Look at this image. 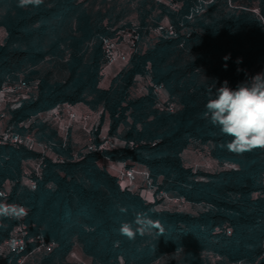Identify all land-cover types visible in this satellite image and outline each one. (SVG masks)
<instances>
[{"label": "trees", "instance_id": "1", "mask_svg": "<svg viewBox=\"0 0 264 264\" xmlns=\"http://www.w3.org/2000/svg\"><path fill=\"white\" fill-rule=\"evenodd\" d=\"M120 2L44 0L39 8H20L18 0H0V28L6 32L0 42V88L8 77L23 73L37 91L19 108L8 110V127L52 142L47 152L0 143V188L7 192L0 202L21 205L27 212L18 220H0V244L21 221L29 239L22 264H82L69 259L75 247L91 264H153L177 251L186 253L187 264H204L196 261L200 250L230 261L264 264V196L253 195L264 188L259 179L264 149L236 155L221 148L231 138L211 124L205 107L209 87L215 92L227 80L234 89L264 73V0H232L234 6L215 0L194 20L186 16L197 0H137L135 26L126 20L129 8ZM254 4L259 14L251 10ZM165 18L175 35L156 31ZM118 29L133 30L138 39L130 45L127 63L102 84L108 63L104 40ZM149 36L152 41L140 48ZM237 58H242L239 65ZM138 76L149 83L145 93L135 96ZM154 87L166 90L168 105L159 104ZM79 103L102 110L95 143L108 116L109 136L126 144L106 150L105 159L87 146L77 157L70 132L65 138L58 126L39 118L56 107L64 113L67 105L75 109ZM193 144H210L212 157L236 161L239 169H193L183 158ZM107 160L142 168L138 175L152 184L155 196L162 190L176 197L147 200L120 172L114 173ZM169 199L205 208L194 213L160 207ZM118 206L126 207L127 214ZM137 214L158 221L164 236H122L120 225ZM38 235L53 245L40 246ZM40 247L44 250L39 258L27 260ZM9 257L0 256V264Z\"/></svg>", "mask_w": 264, "mask_h": 264}, {"label": "rangeland", "instance_id": "2", "mask_svg": "<svg viewBox=\"0 0 264 264\" xmlns=\"http://www.w3.org/2000/svg\"><path fill=\"white\" fill-rule=\"evenodd\" d=\"M120 4L121 5H126L127 8H129V12L127 14L126 20H129L131 22L132 26L138 25V12L135 8L136 4H137V0H120ZM158 1H163V0H158ZM215 0H197V2L195 3V6L190 10V12L188 13V15L186 16L187 19L189 20H194L195 15L196 14H200L203 11H205L206 7L208 4L214 2ZM239 2V1H238ZM236 2V3H238ZM256 2V1H255ZM254 2V3H255ZM228 3H230L231 5L234 6V4H232V0H228ZM252 11H254L256 14H259V8L258 6H256V4H254V6L251 9ZM169 20L168 18H165L163 20L160 21V23H168ZM154 35V32L151 31L150 36ZM147 37L144 38L141 43H140V48H146L147 45L149 44V42L152 41V37ZM6 37V32L4 29L0 28V42L3 41V39ZM111 39H113L119 49L123 52L127 51V55H121L119 56L114 62L110 63V65H116L120 63V61H122L124 59V57H126V59L128 60L130 57V54L133 50V48L130 46V43L124 33V29H118L115 33V35H113L112 37H110ZM108 64V63H107ZM119 67V66H118ZM121 69V67H120ZM119 69V70H120ZM118 73V72H117ZM116 73V74H117ZM103 74H104V78L105 81L108 80V75H107V70H103ZM113 74V73H112ZM18 78H22L25 79L26 76L21 73L16 75V77H8L6 80L8 79H18ZM148 79L143 78L141 76L137 77V82L134 85V87L132 88V92L133 95L137 96V95H141L143 93H145L147 91V87H148ZM154 90L157 92L158 97H159V104L160 105H168L167 101V92L166 90L162 87V88H155ZM37 94L36 89L33 90L32 92V96H35ZM86 112V111H85ZM86 113H90L91 114V119L88 121V123L86 124V128H82L78 130V133L75 135V143L77 144L76 146H74L75 152L78 155L83 154L85 152V147L89 144V142L94 141V138L96 136V130L99 127V124L101 122V115H102V110H92V111H87ZM65 115V114H64ZM63 119H65V122L67 123L68 119L67 117H63ZM76 122H73L70 125V128L68 129V132H72V128L74 127V124ZM79 123V122H77ZM108 127H109V118L108 116H105V119H103L102 122V126L99 129L100 130V135L99 136H103V135H109L108 134ZM62 131H64L65 134V130L61 128ZM120 130H123V126L120 127ZM76 131V130H75ZM83 132V133H82ZM114 143H115V147L121 146L126 144V142L121 139L118 136H112ZM39 140V139H37ZM131 145H133L134 143L131 142ZM196 146V147H195ZM210 144H205V145H196L193 144L191 145L188 149H186L183 153V158L186 162L187 165H192L193 169L197 170V169H202V170H206V171H218L220 169H233V170H238L240 167V164L236 161H232V160H226L224 162H220L218 161L216 158L212 157L210 155ZM27 174L30 173V170L32 168L27 167ZM139 172H141L140 169H137ZM138 175V174H137ZM200 179H206L204 177H201ZM260 179V184L261 186L264 187V173L263 176H261ZM147 184L149 185V183L147 182ZM152 184H150V187ZM154 191V188H152ZM255 197H259V196H264V188H262L261 190L255 191L253 194ZM162 196H167L170 199H173V197L176 196H172L170 193H167L165 191H158L155 198H162ZM168 200L167 204H165L164 202H162V205H160V207H168L173 209L174 207H177L179 209H184V210H188V211H192L194 213H197L201 210H203L205 208L204 204L202 203H191L189 201H172V200ZM42 250H44V248H36L35 250L32 251V253H30L27 257V260H34L35 258H39L41 252H43ZM186 253H184V251H177V252H173L170 254H167L165 256H163L160 260L154 262L153 264H187V262L184 260ZM69 259L72 261H77L80 262L82 264H91L92 260L90 257H87L84 255V253L81 251V249L79 247H75L73 249V251L70 253L69 255ZM196 261H198L199 263H204V264H253L251 262H248L246 260H239L237 262L235 261H230L229 259H227L224 256H221L217 253H214L212 251H208V250H200L198 252V254H196Z\"/></svg>", "mask_w": 264, "mask_h": 264}, {"label": "clouds", "instance_id": "3", "mask_svg": "<svg viewBox=\"0 0 264 264\" xmlns=\"http://www.w3.org/2000/svg\"><path fill=\"white\" fill-rule=\"evenodd\" d=\"M43 4L44 0H18L20 8H39ZM223 59L229 60L230 54ZM236 63H242V58H237ZM227 67L225 63L224 68ZM237 71L242 69L238 67ZM212 89L213 86L207 90L209 99L205 105L210 122L223 135L231 138L230 142L220 147L236 155L264 149V73L240 82L234 89L227 80L215 92ZM118 210L121 214H127L124 206H118ZM26 214V209L21 205L0 202V220H18ZM119 232L129 240L135 239L137 235L143 237L153 232L164 236L162 225L147 214H137L133 221L122 223Z\"/></svg>", "mask_w": 264, "mask_h": 264}, {"label": "built area", "instance_id": "4", "mask_svg": "<svg viewBox=\"0 0 264 264\" xmlns=\"http://www.w3.org/2000/svg\"><path fill=\"white\" fill-rule=\"evenodd\" d=\"M156 31L158 33H162L166 37L173 36L176 33L173 25L165 23L158 25L156 27ZM125 35L130 45L136 44L138 35L133 30H127ZM104 47L108 64L114 62L119 56L124 55V52L119 49L117 43L111 38H105ZM32 91L33 84L25 79L20 78L5 80L0 88V119L8 115V110L19 108L22 105V102L31 96ZM54 110L56 111V114L63 112L60 107H56ZM64 113L68 119L67 125L61 127L65 130V138L67 137L68 129L73 122H83L84 128H86V124L91 119L90 113H79L70 105H67ZM0 143L24 145L30 149L39 148L43 152H47L52 149V142H41L30 132L20 133L11 127L2 131L0 134ZM114 147L115 143L113 138L109 135H103L101 136L99 143H95L94 141L89 142L87 145V151L96 152L103 159H105L107 158L105 151ZM138 173L140 172L133 167H123L120 170L121 177L127 180L130 184ZM31 184L34 185V181L31 180ZM6 194V190L4 188H0V196H5ZM27 237V225L20 221L12 230L10 236L0 244V256L5 258L12 255V257H9L5 264H22L24 262L25 257L21 253L27 247V243L29 241ZM36 239L40 242V246L51 247L53 245L52 243H46L40 235H38ZM14 257L17 258L15 259Z\"/></svg>", "mask_w": 264, "mask_h": 264}, {"label": "crops", "instance_id": "5", "mask_svg": "<svg viewBox=\"0 0 264 264\" xmlns=\"http://www.w3.org/2000/svg\"><path fill=\"white\" fill-rule=\"evenodd\" d=\"M127 51L124 52V56L127 55ZM127 59L126 57H124V59L122 61H120L119 64L116 65H110L107 64L105 66V70H107V75L109 77H112L114 75H116L117 72H119L120 67L122 68L126 63H127ZM119 66V67H118ZM113 73V74H112ZM104 75V74H103ZM108 82L105 81V78L103 76L102 78V84H106ZM75 109L80 111V112H85V111H92L91 109H89L86 105L79 103V104H75L74 105ZM65 113H60V114H56V111L54 109L45 112V113H41L39 115V118L43 121H49L52 125L54 126H58L60 129L61 127H64L67 125V123L65 122V119H63V117H66V115H64ZM9 114L0 119V134L2 133V131L4 129H6L9 126ZM28 122H25V124H28ZM82 128V124L79 123H75L74 127L72 128V132L70 131V137L72 140V144L73 146H76L77 144L75 143V135L78 133V130ZM76 130V131H75ZM83 133V132H82ZM107 165L108 167L114 172V173H119L120 170L125 167L126 162L123 160H107ZM138 169L143 170L142 168L138 167ZM132 188L134 189H138L141 192V195L143 197H145L147 200L149 201H153L155 199V194L153 189L147 184V180L145 179V176L143 174H139L136 176V178L132 181Z\"/></svg>", "mask_w": 264, "mask_h": 264}]
</instances>
